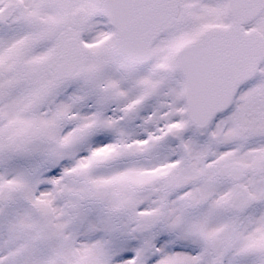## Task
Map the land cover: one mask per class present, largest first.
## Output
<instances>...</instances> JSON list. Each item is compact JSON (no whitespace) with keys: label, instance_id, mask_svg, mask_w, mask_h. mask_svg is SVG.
Returning a JSON list of instances; mask_svg holds the SVG:
<instances>
[{"label":"rangeland","instance_id":"rangeland-1","mask_svg":"<svg viewBox=\"0 0 264 264\" xmlns=\"http://www.w3.org/2000/svg\"><path fill=\"white\" fill-rule=\"evenodd\" d=\"M178 2L180 12L173 29L154 44L151 62L145 66H132L115 55V37L103 17L85 27V71L68 84L54 86L47 76L30 82L20 74L17 64L1 65L0 264H157L165 260L154 256L162 249L159 222L179 205V210L189 211L187 219L194 224L189 222V229L183 232L190 234L176 238L177 245L167 247V252H174L183 241L194 242L209 263L225 264L241 247L245 232L264 229V67L256 77L261 85L256 94L263 100L260 104L240 116L239 111L234 115L231 111L204 131L190 127L183 103L184 84L175 71L174 55L205 31L227 25L229 20L226 0ZM248 29L264 32V15ZM36 64L39 61L29 65ZM251 88L242 95L255 91ZM155 97L157 102L152 103ZM147 105L150 111L144 113ZM78 113L122 122L118 130H122L123 139L111 137L103 154L109 161L118 158L113 162L119 167L130 160L136 163L141 171L139 182L133 184L125 170L109 174L95 167L84 168L68 180L67 196H61L59 184H53L49 199L37 198L33 213L21 202L22 184L29 181L23 172L31 175L39 167L43 178L45 171L58 166V153L52 152V146L63 137L58 114ZM170 124L178 139L169 130ZM42 126L51 129L46 143L36 141ZM106 126L113 129L109 123ZM256 143L262 147L256 148ZM6 156L21 162L25 161L21 156L34 159L35 166L10 171L15 162L2 166ZM230 164L247 169L240 186L248 191L251 202L238 214L227 209L234 185L208 171ZM189 166L196 171H164ZM189 179L193 181L187 182ZM102 193L108 194L102 197ZM107 208L108 229L94 235L96 244L95 239L73 240L89 224L91 233L96 231L98 214L102 216ZM177 218L170 223L172 227H178ZM263 245L255 244V250ZM97 253L106 258L95 260Z\"/></svg>","mask_w":264,"mask_h":264},{"label":"water","instance_id":"water-1","mask_svg":"<svg viewBox=\"0 0 264 264\" xmlns=\"http://www.w3.org/2000/svg\"><path fill=\"white\" fill-rule=\"evenodd\" d=\"M263 8L264 0H228L230 27L207 32L176 54V70L186 82L189 118L197 126L206 127L212 118L222 114L229 107L236 87L230 81L234 77H240V83L247 80L264 60V38L256 31L245 33L243 29ZM102 12L116 33V53L132 64L143 65L150 60L153 42L173 26L178 4L177 0H107ZM83 59L79 37H68L47 69L55 83L66 82L82 72ZM241 63L244 72L237 76V64ZM226 78L228 94H211L226 86ZM223 174L237 182L245 172L234 166ZM246 202L245 190L238 189L230 199V207L240 210Z\"/></svg>","mask_w":264,"mask_h":264},{"label":"bare ground","instance_id":"bare-ground-1","mask_svg":"<svg viewBox=\"0 0 264 264\" xmlns=\"http://www.w3.org/2000/svg\"><path fill=\"white\" fill-rule=\"evenodd\" d=\"M130 95L131 94H127V96ZM156 99H158V97H155L152 103L157 102ZM141 100L142 99L140 98L138 102L140 103ZM65 109L67 110V108ZM149 111V105L143 107L144 113ZM97 116L96 114L92 115L88 113H78L75 116L58 114V126L61 124L60 128L62 130L63 137L59 142H56L52 146V152L58 153L56 157L60 160V167L57 169L58 171L56 173H53L54 167L50 168L51 170H49L48 173H46L47 171H45L43 178H41L42 176H39V167L34 168L33 174H31L32 176L28 173L23 172V175L26 174L27 180L29 181L27 184H22L25 186V189H23L21 193V202L25 204L29 211L32 210L33 213L35 212V208L37 206V198H43L46 201L47 199H49L50 194L53 192V184H59V187L61 188V196L65 197V194L67 196L69 194V192L67 191L69 187L68 180L74 177V173L76 171H81L84 168L91 170L95 167L96 171H109V174H114V172H116L115 170H125V172L127 173V177L133 184H137L139 182L141 171H137L139 169V166L136 163L131 164L132 162L128 161L125 166L120 165L119 167L118 163L113 162L118 158H114L109 161L107 160L108 158H106L103 154L104 148L108 144V140H110L111 137L116 136L117 138L120 137L121 139H123V132L120 133V131L122 130H118V128L122 126V122H112L110 120L108 121L105 118L97 120ZM106 123H109L113 127V129L108 128L106 126ZM42 128L43 130L39 132V136H37L36 141L46 143V141H48L46 137L51 134V129L49 126H42ZM58 143H61L62 145ZM255 147L261 148L262 144L256 143ZM62 156L64 157L62 158ZM111 162L113 163L110 164ZM34 163V159H31L30 161L25 160L22 164L11 169V171H20L21 169L25 170L26 168L34 167ZM5 164H7V160L2 158V165ZM109 174L105 172V175ZM62 182L64 184H61ZM161 200H163V198H160V201ZM160 201L155 200L154 203L157 204L160 203ZM180 207V205L173 207L168 218H165L159 222L161 225V230L163 229L160 235V238L163 239L161 243L162 249L159 250V253H155L154 256L164 257L165 260L159 261V263L157 264H211L209 263V260L206 259V253L202 251L199 252L200 249L194 242L189 243L183 241L181 244H178V247L174 252H167V247L170 249L177 245L175 241L176 238L180 237L183 234H190L189 232H183L184 229H189V227H187L189 222H192L194 224L192 219H187L189 215L187 213H189V211L186 212V210H179ZM107 211L108 208L106 211H104V214L102 216L101 214H98L100 225L98 226V229L96 231L91 233L92 227L89 224L83 234L78 237H74L73 240L77 241L86 239L92 241L95 239L94 243L98 242L94 235H98L99 233L100 235H102L101 233L106 232V230L108 229L107 224L110 221L108 216L110 214V211ZM107 213L108 215H106ZM176 215L178 216L177 221L179 222V225L178 227H172L170 223L172 224L175 222L174 218ZM38 238L41 239L42 236L40 235ZM240 244L241 247L232 252L231 260L229 262L228 260H226L225 264L264 263V248H262L261 250H255V248H257V244H264V229L262 231L260 229H250L248 232H245L244 236L240 240ZM115 255L116 254H113V256ZM103 256L104 255L97 253L95 260L105 259L106 257Z\"/></svg>","mask_w":264,"mask_h":264},{"label":"flooded vegetation","instance_id":"flooded-vegetation-1","mask_svg":"<svg viewBox=\"0 0 264 264\" xmlns=\"http://www.w3.org/2000/svg\"><path fill=\"white\" fill-rule=\"evenodd\" d=\"M97 0H0V61L32 62L52 58L59 38L76 25L71 5L86 12V21L97 20ZM42 47L47 51L42 53ZM2 53L6 54L5 59ZM240 97L235 104H242ZM170 171V170H169ZM175 171H194L192 168Z\"/></svg>","mask_w":264,"mask_h":264}]
</instances>
